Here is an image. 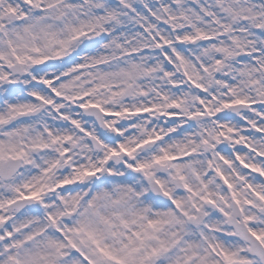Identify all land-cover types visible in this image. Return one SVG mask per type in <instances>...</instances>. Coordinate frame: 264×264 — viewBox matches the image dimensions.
<instances>
[{
    "label": "snow or ice",
    "instance_id": "obj_1",
    "mask_svg": "<svg viewBox=\"0 0 264 264\" xmlns=\"http://www.w3.org/2000/svg\"><path fill=\"white\" fill-rule=\"evenodd\" d=\"M0 264H264V0H0Z\"/></svg>",
    "mask_w": 264,
    "mask_h": 264
}]
</instances>
